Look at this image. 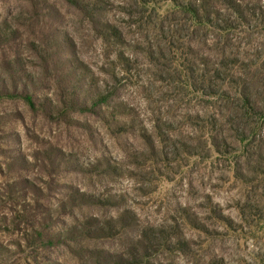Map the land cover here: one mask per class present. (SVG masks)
Segmentation results:
<instances>
[{"label": "rangeland", "instance_id": "obj_1", "mask_svg": "<svg viewBox=\"0 0 264 264\" xmlns=\"http://www.w3.org/2000/svg\"><path fill=\"white\" fill-rule=\"evenodd\" d=\"M146 7L104 0L90 16L66 0H0L1 84H26L37 105L0 98V264H264V140L245 153L228 122L232 154L205 144L216 110L195 83L221 61L215 34L170 3ZM108 24L122 42L106 39ZM231 44L264 69L256 22ZM70 84L88 104L105 86L115 94L75 111L61 103ZM90 220L108 234L84 236ZM71 228L34 254V230Z\"/></svg>", "mask_w": 264, "mask_h": 264}, {"label": "trees", "instance_id": "obj_2", "mask_svg": "<svg viewBox=\"0 0 264 264\" xmlns=\"http://www.w3.org/2000/svg\"><path fill=\"white\" fill-rule=\"evenodd\" d=\"M80 10L89 12V15H97L101 12L100 4L104 0H66ZM140 10L146 5L156 4L158 2L170 3L174 12L184 14L188 17L195 31H203L207 34H215L211 39L216 47H220L221 61L214 68L213 73L209 72V76L204 74L200 82H196L197 92H201L203 96L208 97L215 106L216 113L213 115L215 130L208 131L206 145L210 144L217 152L232 154L229 152L232 143L225 138V127L228 122L235 128H229L235 132L234 137L239 141L240 145H245V153L250 152V146L256 143V138L264 140V69L254 64L245 62L241 58L239 52L233 44H231V35L237 31H244L250 28L253 22H256L260 28L264 29V0H136ZM147 8V7H146ZM93 18V16H92ZM106 39L116 42L123 41V33L116 26L108 24ZM209 38V37H208ZM210 39V38H209ZM239 51V50H238ZM248 76L249 81L246 83ZM23 83V82H22ZM198 85V86H197ZM22 87V89L20 88ZM106 90L99 89L94 96H90L89 104L82 101L86 97L84 93L78 92L77 84H70L62 88L61 103L65 108H71L75 111L93 112L98 111L101 106L108 105L115 94V90L105 86ZM84 90V88H83ZM85 91V90H84ZM18 97L22 98L31 108L37 109V105L32 97V93L27 89L26 84L12 85L11 89L5 88L0 81V98ZM238 103V105H236ZM43 105V104H41ZM45 105V104H44ZM113 118H117L119 113L114 112ZM227 117V118H226ZM226 118V119H225ZM206 121V118H205ZM207 126H204L206 130ZM231 127V126H230ZM207 131V130H206ZM248 133V134H247ZM260 143L257 144L258 150L261 149ZM85 197V195H84ZM9 197L7 198V200ZM0 197V209L5 208V202ZM71 200H75L73 197ZM76 201V200H75ZM77 206L76 204L73 207ZM221 215V213H220ZM222 222L230 226L233 220L228 216H220ZM84 236L91 238L99 235H106L103 228H96V223L86 221L84 225ZM75 229V228H74ZM34 242L36 248L34 254L44 247H52L67 241V236L72 233V228L67 232L49 233L45 230H34ZM108 234V233H107ZM148 238L145 235L138 242L135 251V261L141 258L143 254L148 253ZM48 244V245H47ZM3 249V248H2ZM138 255L140 257L138 258ZM138 263H142L141 259ZM129 260H125L119 256L113 260L111 256L104 257L95 262V264H129Z\"/></svg>", "mask_w": 264, "mask_h": 264}]
</instances>
